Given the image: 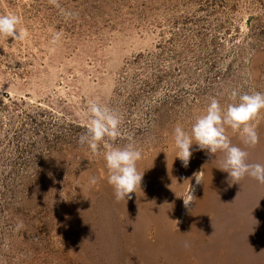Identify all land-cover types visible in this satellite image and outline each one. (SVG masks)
<instances>
[{
	"label": "rangeland",
	"instance_id": "rangeland-1",
	"mask_svg": "<svg viewBox=\"0 0 264 264\" xmlns=\"http://www.w3.org/2000/svg\"><path fill=\"white\" fill-rule=\"evenodd\" d=\"M57 3L0 0L28 32L0 38V264H264V185L205 181L212 154L193 143L185 166L171 137L213 97L264 93V0ZM90 102L120 117L108 143L141 152L131 199L79 143ZM253 124L248 162L264 164V111Z\"/></svg>",
	"mask_w": 264,
	"mask_h": 264
},
{
	"label": "clouds",
	"instance_id": "clouds-1",
	"mask_svg": "<svg viewBox=\"0 0 264 264\" xmlns=\"http://www.w3.org/2000/svg\"><path fill=\"white\" fill-rule=\"evenodd\" d=\"M49 2L59 7L57 0ZM20 23V18L15 14L0 15V38L13 40L27 38V30L18 27ZM61 35L62 33H56L53 43L58 41ZM230 98L233 102L229 103L226 109L222 108L216 98H211L203 113L195 119L188 131L179 123L175 125L171 137L176 158L187 166L192 155L190 149L195 143L200 150H207L216 156L218 168L228 174V179L232 183L239 184L241 180L250 178L264 185V164L248 162L249 153L246 151L247 148H254L259 143V133L253 121L264 111V93L240 94L233 90ZM87 115L89 117L87 131L80 136L79 143L86 144L93 153L103 147L106 181L113 190L115 202L131 199L130 194L140 188L143 178V173L137 167L141 152L132 143L123 147H114L108 143L121 134V120L115 111L96 102H90ZM229 130L238 134L243 147L232 143L228 135ZM91 183H96L94 177ZM23 227V221L19 220L16 230L19 231Z\"/></svg>",
	"mask_w": 264,
	"mask_h": 264
},
{
	"label": "bare ground",
	"instance_id": "bare-ground-1",
	"mask_svg": "<svg viewBox=\"0 0 264 264\" xmlns=\"http://www.w3.org/2000/svg\"><path fill=\"white\" fill-rule=\"evenodd\" d=\"M215 158H216V156L215 155H211V158H210V161H209V163H208V165H209V167H206L205 169H204V172H205V181H210V175H212L213 173H215L217 170H218V165H217V161H215ZM251 162L252 163H256L255 162V160L254 159H252L251 160ZM110 193H112L113 194V191L111 190V191H109ZM135 202H137V201H135ZM147 217H148V219H151V216L150 215H147ZM245 221H247L248 222V219H245ZM241 237H234L233 239H230V242H231V244H232V246L234 247V248H236V249H239V248H237V247H235V245H237L238 244V242L239 241H241V239H240ZM137 244V243H136ZM239 245L241 246L240 247V249L241 250H239V251H241V252H239L241 255H243V254H245V253H247V252H245V250H244V246L243 245H241V242L239 243ZM248 254V253H247Z\"/></svg>",
	"mask_w": 264,
	"mask_h": 264
},
{
	"label": "crops",
	"instance_id": "crops-1",
	"mask_svg": "<svg viewBox=\"0 0 264 264\" xmlns=\"http://www.w3.org/2000/svg\"><path fill=\"white\" fill-rule=\"evenodd\" d=\"M150 205H152V204L150 203ZM150 205H149V206H150Z\"/></svg>",
	"mask_w": 264,
	"mask_h": 264
}]
</instances>
